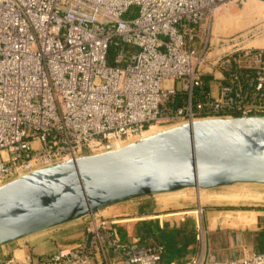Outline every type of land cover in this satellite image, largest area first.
<instances>
[{
    "label": "built area",
    "instance_id": "1",
    "mask_svg": "<svg viewBox=\"0 0 264 264\" xmlns=\"http://www.w3.org/2000/svg\"><path fill=\"white\" fill-rule=\"evenodd\" d=\"M232 1L0 0V186L121 148L153 125L264 116V49L246 46L261 31L212 34ZM108 251L118 264L163 254L125 243L115 220L95 214L80 240L1 264H99ZM198 251L192 264H264L254 246L215 262Z\"/></svg>",
    "mask_w": 264,
    "mask_h": 264
},
{
    "label": "water",
    "instance_id": "2",
    "mask_svg": "<svg viewBox=\"0 0 264 264\" xmlns=\"http://www.w3.org/2000/svg\"><path fill=\"white\" fill-rule=\"evenodd\" d=\"M239 184L264 185V116L171 126L113 151L55 163L0 186V247L120 202Z\"/></svg>",
    "mask_w": 264,
    "mask_h": 264
},
{
    "label": "rangeland",
    "instance_id": "3",
    "mask_svg": "<svg viewBox=\"0 0 264 264\" xmlns=\"http://www.w3.org/2000/svg\"><path fill=\"white\" fill-rule=\"evenodd\" d=\"M247 10L264 18V2L261 0H233L221 6L214 15L213 36L222 35L219 37H223V34H228L235 16ZM263 24L264 21L250 29L258 28ZM263 38L255 36L246 43V46L260 48L257 41ZM153 126L152 129H147L150 133L168 128L164 125ZM159 199H161L159 203H163V206H170L165 213L176 215L184 212L179 216H170L167 221L192 223L193 237L196 241L200 238L199 244L201 248H205L206 254H209L210 262L240 256L246 240L244 234L248 233V229L256 227V223L264 226V185L239 184L212 190L186 189L159 196ZM86 224V220L82 219L49 230L46 234L55 237L40 238L33 245L43 246L42 254L55 252L59 244L63 245L64 236L83 232L82 229ZM56 235L61 237L56 238ZM27 240L29 238L0 247V264L11 259L22 260L27 253L33 254L31 251L25 253L22 250V247L28 245L25 243ZM187 250L191 251L190 247L182 248L184 253L188 252ZM174 252L175 250L171 249L170 255L173 256Z\"/></svg>",
    "mask_w": 264,
    "mask_h": 264
},
{
    "label": "crops",
    "instance_id": "4",
    "mask_svg": "<svg viewBox=\"0 0 264 264\" xmlns=\"http://www.w3.org/2000/svg\"><path fill=\"white\" fill-rule=\"evenodd\" d=\"M219 12L217 14H219ZM232 21L233 23L229 27L228 34H223V37L234 36L244 33L254 26L257 27L264 21V18L259 17L255 12L253 13L247 10V12L244 11L236 15ZM258 29L262 33L260 38H263L264 24L258 27ZM219 36L222 35H217V37ZM257 42L259 43L260 49H264V38L259 39ZM159 196L162 195L120 202L103 209L98 215L109 220H115L116 229L122 241L125 243L136 244L139 248L161 246L163 248V254L155 261V264H192L199 254V243L198 240L196 241L193 237L194 235L192 233L193 224L168 222L167 220L170 216H179L184 212L176 215L165 213L169 210L170 206H163V203H159L161 200ZM84 219L87 222L88 217ZM84 229H82L83 232L81 233L74 232L72 235L70 234L67 237L64 236L63 245L78 241L83 236ZM248 230V233L244 234V237H246L244 247L254 246L258 251H264V226L261 225V223H256V227ZM46 232L29 237V240L25 241L28 245L22 247V250H24L25 253L31 251L34 254L44 255L42 254L43 246H35L33 244L40 238H45L47 236L55 237L47 235ZM57 237L61 236L56 235V238ZM255 245L258 246V248ZM58 246H62V244ZM184 246L190 247L191 251L187 250L188 252L184 253L182 251ZM171 249L175 250L173 256L170 255ZM97 263L118 264V257L113 252L108 251L97 259Z\"/></svg>",
    "mask_w": 264,
    "mask_h": 264
},
{
    "label": "trees",
    "instance_id": "5",
    "mask_svg": "<svg viewBox=\"0 0 264 264\" xmlns=\"http://www.w3.org/2000/svg\"><path fill=\"white\" fill-rule=\"evenodd\" d=\"M209 81H210V79L209 78H204L203 79V83H202V89H205V90H208V84H209ZM201 88L199 89V91L200 90H202ZM256 246V245H255ZM257 248H258V246H256ZM259 248H261V247H259Z\"/></svg>",
    "mask_w": 264,
    "mask_h": 264
},
{
    "label": "bare ground",
    "instance_id": "6",
    "mask_svg": "<svg viewBox=\"0 0 264 264\" xmlns=\"http://www.w3.org/2000/svg\"><path fill=\"white\" fill-rule=\"evenodd\" d=\"M152 128H153V127H152ZM152 128H151V129H152ZM148 132H149V131H148ZM156 133H158V132H152V133L149 132L148 136H149V135L156 134Z\"/></svg>",
    "mask_w": 264,
    "mask_h": 264
}]
</instances>
